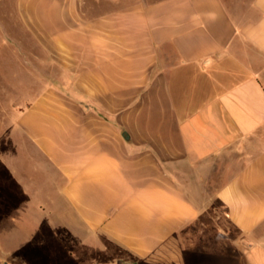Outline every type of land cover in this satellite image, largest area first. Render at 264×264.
<instances>
[{"label": "crops", "instance_id": "obj_1", "mask_svg": "<svg viewBox=\"0 0 264 264\" xmlns=\"http://www.w3.org/2000/svg\"><path fill=\"white\" fill-rule=\"evenodd\" d=\"M247 1L89 17L80 0H17L56 68L0 152L13 187L48 185L0 202L1 258L38 220L87 264H264V0Z\"/></svg>", "mask_w": 264, "mask_h": 264}, {"label": "rangeland", "instance_id": "obj_2", "mask_svg": "<svg viewBox=\"0 0 264 264\" xmlns=\"http://www.w3.org/2000/svg\"><path fill=\"white\" fill-rule=\"evenodd\" d=\"M145 1L155 0H80V9L85 16L92 17ZM225 2L232 10L235 8L234 3L248 4L247 0ZM234 13L239 20L240 15ZM55 68L37 36L25 29L18 14L17 0H0V152H5L9 146L6 138L8 134L12 135L13 123L19 110L29 104L49 79L53 78ZM48 174L47 180L50 181L49 178H53L51 168H48ZM215 175L219 180L218 173ZM12 180L0 163V202H9V196L17 210L19 206L30 202L34 205L38 203L39 196L47 195L45 191L48 185L44 176L40 181L37 179L34 192L30 194L13 187ZM57 195L59 193L55 194L56 198ZM30 221L24 225L28 237L15 250L19 257H0V264H10L9 261L12 264H87V250H83V257H80L79 251L71 255L74 244L70 234L57 228L54 223L48 226L38 224V220Z\"/></svg>", "mask_w": 264, "mask_h": 264}, {"label": "water", "instance_id": "obj_3", "mask_svg": "<svg viewBox=\"0 0 264 264\" xmlns=\"http://www.w3.org/2000/svg\"><path fill=\"white\" fill-rule=\"evenodd\" d=\"M4 264H8L7 262H5Z\"/></svg>", "mask_w": 264, "mask_h": 264}]
</instances>
